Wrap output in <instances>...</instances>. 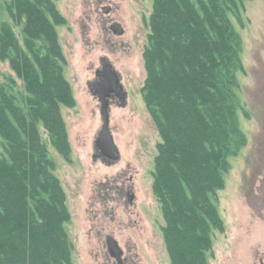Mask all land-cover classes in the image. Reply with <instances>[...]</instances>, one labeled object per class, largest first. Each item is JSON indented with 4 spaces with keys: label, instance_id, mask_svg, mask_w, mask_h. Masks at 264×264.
<instances>
[{
    "label": "trees",
    "instance_id": "16d2710c",
    "mask_svg": "<svg viewBox=\"0 0 264 264\" xmlns=\"http://www.w3.org/2000/svg\"><path fill=\"white\" fill-rule=\"evenodd\" d=\"M247 0H153L142 92L162 142L154 192L171 264H209L223 231L219 192L247 144L238 73L242 36L232 22ZM0 62L22 98L0 83V264H69L66 191L43 139L69 155L62 107L75 105L57 31V0H0ZM21 28L18 33L16 28ZM0 67V75H1Z\"/></svg>",
    "mask_w": 264,
    "mask_h": 264
},
{
    "label": "rangeland",
    "instance_id": "374dc122",
    "mask_svg": "<svg viewBox=\"0 0 264 264\" xmlns=\"http://www.w3.org/2000/svg\"><path fill=\"white\" fill-rule=\"evenodd\" d=\"M97 1L57 0L66 18L57 26L64 74L75 100V105L62 107L71 154L59 153L41 128L71 213L66 224L69 264H117L108 252L107 235L124 250L125 264H171L163 234L166 221L154 192L162 138L142 92L153 0H99L111 5L109 15L96 10ZM3 9L0 19L7 21L5 5ZM103 20L121 22L125 34L107 35ZM232 22L242 36L238 94L247 144L231 159L225 188L219 192L224 229L215 230L207 257L209 264H260L264 261V0L245 1ZM16 30L19 33L21 28ZM101 57L114 64L128 91V104L112 106L110 112V128L120 151V160L112 164L95 155L103 120L99 101L88 88ZM0 67V83H8L22 98V81L17 79L15 85L8 79L16 77L9 60L0 62ZM120 185L125 191L130 187L132 202L127 193L118 192Z\"/></svg>",
    "mask_w": 264,
    "mask_h": 264
},
{
    "label": "water",
    "instance_id": "95a60500",
    "mask_svg": "<svg viewBox=\"0 0 264 264\" xmlns=\"http://www.w3.org/2000/svg\"><path fill=\"white\" fill-rule=\"evenodd\" d=\"M112 28L116 29V32L118 34L123 33V29L120 24H115L112 26ZM117 88H119L120 90L118 91ZM112 93H116L117 95L118 93H121L122 96L126 95V93H122V86L120 85L116 71L108 69L105 79L101 84L100 90L94 93L99 97V101L101 103V115L103 120L101 129L98 132L95 140V145L96 148L101 149L103 153L112 160V162H116L120 160V151L110 128L109 97L112 95ZM106 243L111 257H114L119 262V264H123V250L118 241L113 236L109 235L106 238Z\"/></svg>",
    "mask_w": 264,
    "mask_h": 264
},
{
    "label": "flooded vegetation",
    "instance_id": "af4514ba",
    "mask_svg": "<svg viewBox=\"0 0 264 264\" xmlns=\"http://www.w3.org/2000/svg\"><path fill=\"white\" fill-rule=\"evenodd\" d=\"M96 10L98 12L104 13V15H109L112 12V7L109 4L104 5L103 4V1H99L98 0L97 1V4H96ZM115 24H120L121 25V27L123 29V33L122 34H118L116 32V29H113L112 28V26L115 25ZM102 28H103L104 32L107 35H110V33H112V34H114L116 36H123L125 34V28H124V26L122 25L121 22H119L117 20H110V21H107V22L105 20H103L102 21ZM108 69H111V70L116 71V74H117V76L119 78L120 85L122 86V93H126L125 96H122L121 93H118V95L116 93H112V95L109 97L110 112H111L112 106H126L128 104V91L125 89L122 75L120 74V72L116 69V67L114 66V64L108 58H106V57H101L100 58V66L98 68H96V70H94V77L95 78L93 80L89 81L88 88H89L90 93L92 94V96H94L99 101L98 95H95L94 93H96V92H98V90H100L101 84H102V82L105 79V76L107 74V70ZM117 90L119 91L120 89L117 88ZM99 104H100V108H101L100 101H99ZM95 155L97 157H101V159L103 160V162H108L110 164L113 163L112 160L107 155H105L101 149H97L96 148V145H95ZM109 188H111V187H109ZM124 189H125V187H123V186L120 185L118 187V192H120L121 194L127 193V196L129 198V201L132 202V200H133V194L131 192L130 187H128L127 191H125ZM110 190H112V188ZM108 236L109 235H107L106 238ZM122 260H123V264H125L126 263V260H125V257H124V250H123V254H122ZM116 263L119 264V262L117 260H116ZM262 263L264 264V261L261 259L260 260V264H262Z\"/></svg>",
    "mask_w": 264,
    "mask_h": 264
}]
</instances>
